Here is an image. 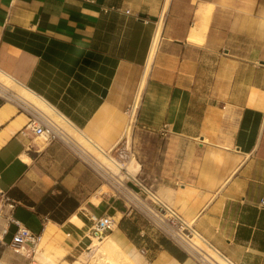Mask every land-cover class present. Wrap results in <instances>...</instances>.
Returning a JSON list of instances; mask_svg holds the SVG:
<instances>
[{"label": "crops", "instance_id": "crops-1", "mask_svg": "<svg viewBox=\"0 0 264 264\" xmlns=\"http://www.w3.org/2000/svg\"><path fill=\"white\" fill-rule=\"evenodd\" d=\"M161 17L156 65L135 116L137 126L166 131L169 144L183 146L160 173L158 191L230 263L264 264V0H0V70L96 147L114 150ZM205 63L224 66L209 71L222 86L202 81ZM6 104L0 97V111ZM12 106V115L0 117V136L14 121L20 126L0 147V189L14 204L13 216L41 239L50 222L59 226L44 243L62 256L55 261L42 249L47 264L91 252L90 215L104 213L115 220L107 236L137 264H197L127 214L123 202L102 195L94 203L95 174L66 145L23 137L25 121L17 118L27 115ZM186 145L197 150L188 170L178 160ZM141 170L136 176L146 182ZM10 212L0 216V264H42L36 252L26 257L10 246Z\"/></svg>", "mask_w": 264, "mask_h": 264}, {"label": "built area", "instance_id": "built-area-1", "mask_svg": "<svg viewBox=\"0 0 264 264\" xmlns=\"http://www.w3.org/2000/svg\"><path fill=\"white\" fill-rule=\"evenodd\" d=\"M2 99L5 100V98ZM17 109L25 113L28 118L20 132L23 137H34L46 144L60 142L66 145L76 159L89 168L100 183L109 188L111 198L123 202L127 214L140 216L158 236L181 248L197 264H232L209 245L195 231L192 224L188 223L171 205L164 202L152 186H149L138 176L132 175L123 167L129 158L126 155L122 157L127 146L119 153V156L126 161L122 162L121 159L112 156L120 166L116 167L117 170L111 169L93 154L78 151L71 145L69 135L63 128L51 122L48 117L38 111L32 112L18 106ZM5 208L11 210L6 215L7 221L16 226L10 246L16 253L32 257L40 243L41 236L32 232L13 216L14 204L10 201L7 192L0 189V216L5 215ZM90 222L91 226L88 232L91 244L93 241L102 242L115 226L114 218L106 213L99 216L90 215ZM195 241L208 246L211 251H205L200 244H195Z\"/></svg>", "mask_w": 264, "mask_h": 264}, {"label": "bare ground", "instance_id": "bare-ground-1", "mask_svg": "<svg viewBox=\"0 0 264 264\" xmlns=\"http://www.w3.org/2000/svg\"><path fill=\"white\" fill-rule=\"evenodd\" d=\"M163 29H164V17H161L157 23V27H156V31L153 37L148 59L144 67V71L141 77L138 91L136 92L137 95H136L135 105L130 112V120L128 119L129 123L127 125L126 130L124 131L122 140L131 139V133H132V128H133V122L135 121L136 111H137L139 104L141 103L146 84L150 77V73L154 65L156 55L158 53L160 41H161L162 34H163ZM0 96L2 98H5V100L7 101V104L0 111V117L6 118L10 116V114L11 115L13 114L14 110H12V108L14 107L12 106V104L17 105L24 109H28L32 112L38 111L42 115L48 117V119H50L51 122L58 124L61 128H63V130L69 135V138L72 142L71 145L74 146L78 151H83V152L86 151L90 154H93L97 159L101 160L111 169H115L116 167L120 166L112 157L113 150L105 151V150H102L96 147L85 135H83L73 125H71L68 122V120H66V118H64L60 113L56 112L54 108H51L40 97L32 93L25 86L17 83L15 80H13L10 76L2 72L1 70H0ZM25 117L26 116L24 114H21L19 115L17 120L19 122L25 121ZM26 123H24V125ZM18 126H20L18 122L14 121L12 126L8 127V129L0 136V147L10 137H12V135L18 129L17 128ZM86 145H88L90 149L95 148L94 150L97 151L98 154H95L94 152H92ZM40 147H42L41 144H40ZM23 158L29 161V158L27 157V155L26 156L24 155ZM136 163L137 162L131 156L127 159L126 166L128 164H131V168H132L131 171L134 172L135 170H137V166H139V164L138 163L136 164ZM126 166L123 165V167H125L128 170V172L131 173L129 171V168ZM137 174L138 173L132 174V175H137ZM102 190H99L96 197L92 198V201L94 203H98L100 201V196H102L101 194L105 193V191H102ZM72 221L78 226L84 225V223L77 217V215L72 216ZM57 228H59L57 224H55L54 222H50L49 225L47 226L45 234L42 235V239L46 240L49 237L51 238L54 237L55 233L57 232L56 231ZM195 244L201 245V243H199L198 241H195ZM201 246L204 248L205 251L207 252L211 251V249L208 246L206 245H201ZM90 248H91V252H87L85 253V255L83 254V256L81 255V257L79 256L80 261L74 264H84L88 262L89 260H91L92 262H96V261L100 263L102 262L103 264H137L136 256L129 254L125 248L121 247L115 239L109 236H107L102 242L93 241Z\"/></svg>", "mask_w": 264, "mask_h": 264}, {"label": "rangeland", "instance_id": "rangeland-1", "mask_svg": "<svg viewBox=\"0 0 264 264\" xmlns=\"http://www.w3.org/2000/svg\"><path fill=\"white\" fill-rule=\"evenodd\" d=\"M175 63H177V61H174ZM156 65V61L154 62V65L152 67V70L155 68ZM217 67V68H216ZM216 67H211L210 63H205L203 68L201 69V71H204L205 73V77H202V81L206 84L209 82V80H213L215 79V81L217 82V85L222 86L223 83L222 81H220L219 79H217L216 77H211L209 74L210 68L215 69L217 72L224 70V66H219L217 65ZM208 76H210L211 78L209 79ZM251 76L252 73L249 70L247 73V78L248 81L251 80ZM217 79V80H216ZM21 112V111H20ZM16 113H19L16 111ZM27 122V118L25 119V123ZM136 121L133 122V128H132V133H131V139H127V140H122V142L120 143V145L113 150V157L119 158L121 159L122 162H125L126 159L122 158L125 155L127 157H133L134 160L139 164V166H137V170H135L134 172H132V168H131V164H128L126 166V162H125V166L129 168V171L132 174H136L138 172H140L143 174V179H146L145 183H148L149 186H152V188L154 190H157V194L158 196L164 201L167 202L168 204H171V201L167 198H165L163 196V194L158 191V184L162 181L161 179V175L160 173H164V171H169L170 166H171V161L174 160L176 157L174 156V154H176V149L177 147L182 148L183 150V146H177L175 143L169 144V140L168 137H166L167 132L163 131L161 134L153 131V130H149L147 128H142L140 126H137L135 124ZM37 142L42 143L40 140H38L36 138ZM88 147V145H86ZM127 146L125 153L122 154L123 156L120 157L119 153L121 152V150ZM89 148V147H88ZM90 149V148H89ZM95 149V148H94ZM93 148H91L90 150L92 152H94L95 154H98L97 151H95ZM182 150L178 153L179 157L178 160H185L187 161L185 164L184 169L188 170L190 167H193L194 165V161H195V157H196V148H194L193 146H185V155L182 157ZM169 155L171 156H168ZM177 159V158H176ZM175 159V161H177ZM191 162V163H189ZM136 163V164H137ZM183 165V163L181 164V166ZM116 169V168H115ZM114 169V170H115ZM117 170V169H116ZM96 176V175H95ZM98 179V178H97ZM103 189V190H102ZM99 190L105 191V193L101 194L104 195L107 199H111V192L109 190V188L107 186H105L104 184L99 182L98 188H97V194L99 192ZM93 243V242H92ZM91 244V243H90ZM53 244L50 245H46L44 243V240L41 239L40 243L38 244V247L36 249V260H38L39 262H41L42 264H47L40 256L41 250L45 249L46 252L51 253L53 252V255H51L54 260L56 261L57 259H59L62 255L60 254V251L58 250L59 247H54ZM58 250V251H57ZM87 253V252H86ZM85 255V253H84ZM79 256L81 257V254H79ZM77 257L76 260H74L75 262L73 263H69V264H74L76 262L80 261V257ZM83 256V254H82ZM83 260V259H81ZM103 264L102 262H92L91 260H89L88 262L84 263V264ZM49 264V263H48ZM68 264V263H67Z\"/></svg>", "mask_w": 264, "mask_h": 264}, {"label": "water", "instance_id": "water-1", "mask_svg": "<svg viewBox=\"0 0 264 264\" xmlns=\"http://www.w3.org/2000/svg\"><path fill=\"white\" fill-rule=\"evenodd\" d=\"M188 42H190V43H194V44H197V45H202L201 42H198V41H196V40H192V39H189ZM261 63L264 64V61H261Z\"/></svg>", "mask_w": 264, "mask_h": 264}, {"label": "trees", "instance_id": "trees-1", "mask_svg": "<svg viewBox=\"0 0 264 264\" xmlns=\"http://www.w3.org/2000/svg\"><path fill=\"white\" fill-rule=\"evenodd\" d=\"M56 221H59L58 219H56Z\"/></svg>", "mask_w": 264, "mask_h": 264}]
</instances>
